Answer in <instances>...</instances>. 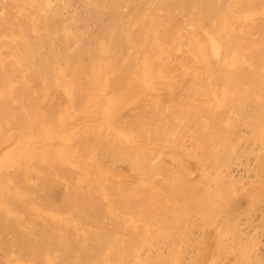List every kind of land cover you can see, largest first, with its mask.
<instances>
[{
	"label": "bare ground",
	"instance_id": "1",
	"mask_svg": "<svg viewBox=\"0 0 264 264\" xmlns=\"http://www.w3.org/2000/svg\"><path fill=\"white\" fill-rule=\"evenodd\" d=\"M142 1L82 0L83 16L77 17L85 18L78 22L87 29L82 35L77 31L82 29L77 18L63 16L70 0H0V264L157 263L159 258L155 261L148 256L150 261L146 260L151 251H146L145 244L151 239L144 238L152 228L143 224L142 216L147 213L156 220L165 205L160 199L165 195L164 186H157L158 178H165L166 192H179L178 196L195 190V183L199 185L195 178L233 182L240 164H233L229 156L226 162L220 154V146L225 145L227 154L233 146L223 137L233 126L224 123L230 121V114L225 113L235 108L231 111L234 116L247 104L252 107L251 132L264 129V0H226L229 12L225 13L218 12L223 9L220 2L226 4L224 0L219 4L218 0H170L176 8L167 0H151L149 4L153 2L158 9L168 8V14L161 12L162 19L169 16L167 20L156 22L160 26L137 13L141 5L150 8L144 3L148 1ZM75 8L72 14L77 16L80 8ZM235 8L241 15L234 18L233 27V19H228ZM178 9L188 11L187 25L176 22ZM149 11L151 15L153 11ZM106 13H111V19L106 17L110 22L103 26ZM91 15L105 20L93 23L103 27H98L101 32L95 38L96 32L90 33L94 25L90 28L87 21ZM128 15L137 19L129 21ZM167 34L173 39H163L166 41L157 51L155 46L162 43L155 45V39ZM137 36L146 45L141 52ZM100 37H107L108 43L100 42ZM126 48L141 54L132 51L125 56ZM177 50L183 56L169 67L173 59L168 61L166 56ZM112 52L125 57L113 60ZM161 54H166L162 58L168 62L161 60ZM61 57L68 60L64 68V64L58 65L59 60L65 61ZM102 61H107V69ZM114 87H118L114 92H122L112 96L114 92L109 91ZM181 88L191 89L189 96L200 101L189 103ZM55 94L59 96L51 100L49 96ZM138 111L145 120L136 117ZM202 114L206 121H201ZM190 120L196 129L188 146L182 142L186 138L182 133H191ZM122 121L132 123L131 130ZM263 142L264 138L260 144ZM218 156L224 161L217 160ZM243 170L248 177L257 178L258 191L263 194L264 151ZM257 188H253L255 192ZM59 189L63 197L60 203L57 199L58 204L55 198L61 193L54 194ZM190 193L192 202L197 200L196 192ZM127 201L129 211L125 210ZM236 225L228 226L235 227L240 237L243 228L241 223ZM130 231L133 238L127 235ZM209 234L204 248L200 247L210 263L215 257L216 232ZM198 241L195 246L202 243ZM253 241L255 252L259 241ZM171 252L166 253L167 259L176 253ZM200 254V258L192 256L193 262H201ZM177 257L169 264H179Z\"/></svg>",
	"mask_w": 264,
	"mask_h": 264
},
{
	"label": "rangeland",
	"instance_id": "2",
	"mask_svg": "<svg viewBox=\"0 0 264 264\" xmlns=\"http://www.w3.org/2000/svg\"><path fill=\"white\" fill-rule=\"evenodd\" d=\"M72 1V3H73V5H74V7H72L71 5H72V3H70V5H69V8H67V9H65L64 11H63V16H65L67 19H68V17H70V18H74V17H78L79 15H81V13H83V11L82 12H80L81 10H82V7L81 6H83V5H81L83 2H82V0L80 1V0H74V2H73V0H70V2ZM138 1H141V0H138ZM145 1H148V2H144V0L142 1V2H144V3H148V5H146L147 7H150V8H146V7H144V5H141L140 3V5L142 6V8L140 7V9H138V11H137V13H139V14H141V17L143 18V20H145V19H147V20H150L154 25H159L160 26V24H161V20H163V19H165L166 18V20H167V18L169 17V16H167V17H165V18H163L162 19V17H163V15L164 14H168V13H166L165 11L168 9V8H166L165 7V9L166 10H162V8H164V7H160L159 6V9H158V7H156V6H158V5H154V3L152 2H150V4H149V1H151V0H145ZM168 1V5L169 4H172V3H170L169 1L170 0H167ZM167 1L165 2V3H167ZM172 1V0H171ZM220 1H222V0H218V4H219V2ZM224 1H226V0H224ZM137 2V1H136ZM143 3V4H144ZM223 3V2H222ZM221 2H220V6L222 5L223 6V9H221L222 7H220V11H218V12H229V10H228V6H227V1H226V4H225V2L222 4ZM76 4V5H75ZM138 4V3H137ZM225 4V5H224ZM81 5V6H80ZM150 5V6H149ZM155 7H154V6ZM165 6L167 5V4H164ZM167 5V7H170V6H168ZM75 6H77V7H81L80 9L79 8H75ZM172 6H174L173 8H176L177 6H176V4H172ZM70 7H72L71 8V11H70ZM180 7H181V5H180ZM179 7V8H180ZM218 7H219V5H218ZM74 8H75V11L77 10V9H79V12H80V14H79V12L78 11H76V13H78V15L76 16H74V14H72L73 12H72V10H74ZM152 8H156V10L157 11H155L154 9L152 10ZM161 8V9H160ZM171 8V7H170ZM241 8V7H240ZM69 9V10H68ZM148 9V10H147ZM84 10V9H83ZM147 10V11H146ZM149 10H151V11H153V12H151V15L149 14L150 13V11ZM159 10V11H158ZM162 10V11H161ZM179 10V14H178V20L176 21L179 25H187L188 24V22H186V20H188V18L185 16V14H186V12H188L187 10H180V9H178ZM240 9L239 8H235V11H233L232 13H230V18L228 19V21L230 22L232 19H233V21H231V23L230 24H232L233 25V27H235V24H236V22H235V20H237V18L241 15V11H239ZM164 11V14L163 13H161V12H163ZM149 12V13H148ZM237 12V13H236ZM65 13V14H64ZM134 14H136V13H134ZM183 14V15H182ZM67 15H68V17H67ZM110 15V16H109ZM130 15H131V13H130ZM130 15H128V20L130 21L132 18H135V16H133V17H130ZM150 15V16H149ZM154 15H156L155 17H154ZM219 16H220V14H218ZM83 15H81V17H82ZM108 16H109V18H108ZM80 17V16H79ZM92 17H95V16H90V18H87V21L90 23H86V20H85V22L83 23V24H86L84 27H86L87 26V24H89V26H90V28H92L93 26H91V25H94V30L92 29V31H90L91 29L90 28H88L89 29V31H90V33H92V34H94L95 32V34L93 35V37L95 38V36H96V34H97V32H98V34H100L99 32H101L100 30L101 29H99L98 27H101L100 25H98V27H96V25L95 24H98V20L99 21H101V22H103V21H105L106 20V23H108V24H106L105 23V25L103 24V26H106V25H109V20L111 19V13H106V14H104V17H105V20L102 18L101 19V17H100V19H96V17L94 18L95 19V21H94V19L92 18ZM106 17L109 19V20H107L106 19ZM161 17V18H160ZM233 17V18H232ZM75 18V19H76ZM159 18H160V20H159ZM180 18H182V19H180ZM234 18H235V20H234ZM85 18H77V21H76V24L79 26V28L82 26L81 25V23H78L79 21H83ZM93 19V20H92ZM137 18H135V20H136ZM170 19V18H169ZM134 20V21H135ZM142 20V21H143ZM185 20V21H184ZM109 21V22H108ZM183 21V22H182ZM156 22H159V23H156ZM93 23H95V24H93ZM104 23V22H103ZM99 24H101L100 22H99ZM76 25V26H77ZM76 26H74V27H76ZM78 28V27H77ZM77 28H74V29H77ZM78 28V29H79ZM82 29L81 30H77L78 32H80L82 35H84V33H83V31L86 33V30L87 29H85V28H83V26L81 27ZM96 28L97 29H99L98 31H95L96 30ZM101 28H103V27H101ZM133 29H134V31H136L135 29H136V25H133ZM82 31V32H81ZM103 31V30H102ZM235 31V30H234ZM94 32V33H93ZM103 33V32H102ZM97 34V35H98ZM104 34V36H106V34H105V32L103 33ZM87 36V35H86ZM100 36V35H99ZM101 36H103L102 34H101ZM98 37V36H97ZM137 37H139L138 39H140V40H138V41H141V44H139V43H137V44H139L140 45V48L138 47V49H139V52H141V50L143 49V47L144 46H146L145 45V43H143L142 42V40L143 39H141L140 38V36H137ZM136 37V38H137ZM86 38V37H85ZM88 38H89V36H88ZM104 38H106V39H104ZM100 37L99 38V41L100 42H102V43H108V41H107V37ZM173 39V36L172 35H170V34H167V35H165L164 37H160V39H155V45L157 44L158 45V41H160L159 42V44H161L160 45V47H159V45H158V47L157 46H155L156 47V50L157 51H159L160 49H161V47L163 46V44H164V42L166 41V40H168V39ZM90 39V38H89ZM163 39H166V40H164L163 41ZM91 40V39H90ZM109 40V39H108ZM137 40H135V41H137ZM110 41V40H109ZM163 41V42H162ZM179 41V40H178ZM138 45V46H139ZM144 45V46H143ZM146 49V51H147V47H145ZM131 50V51H130ZM132 51L134 52H136V50H134V49H129V48H126L125 50H124V53L126 52L127 54L125 55L124 53H121V55L123 56V57H125V56H127V55H129V53L131 54L132 53ZM146 51H142V53L144 52L145 54H146ZM139 52H136V53H139ZM111 53V52H110ZM114 55L113 56H111V58H113L114 57V59L113 60H116V59H118V58H120V56H118V55H116V53H114V52H112ZM148 53V52H147ZM139 54H141V53H139ZM179 54V55H178ZM181 54V55H180ZM112 55V54H111ZM125 55V56H124ZM165 55L166 54H161V60H164L163 58L165 57ZM175 55V56H174ZM133 56H134V54H133ZM178 56V57H177ZM182 56H183V54H182V51H176L174 54H172L171 56H169V58H168V56H166V58L168 59V61H169V59H173L172 60V62H171V64H169V67L171 66V67H173L174 65H176L180 60H181V58H182ZM88 57H91V56H88ZM163 57V58H162ZM174 57H176V58H178V59H175ZM64 57H61L60 59H63ZM116 58V59H115ZM65 59V58H64ZM89 58H87V60H88ZM178 60V61H175V60ZM110 60H112V59H110ZM67 59H65V61L63 60V63H60V60L58 61V65L60 66V67H62L63 66V64H64V66H63V68L65 67V66H67ZM165 62H168L167 60H164ZM162 63H163V61H161ZM106 63H107V61H104V63H103V61H102V65L106 68L107 66H106ZM62 64V65H61ZM108 64V63H107ZM165 64V63H164ZM108 68V67H107ZM106 68V69H107ZM169 70V69H168ZM66 72V71H65ZM67 73V72H66ZM106 73H108L107 72V70H106ZM115 75H117L118 76V73L117 74H115ZM118 88V87H117ZM117 88H110V91L109 92H112L113 90L115 91V89H117ZM108 89H106V91H107ZM191 90V89H190ZM190 90L188 91V88H181L179 91H180V93L185 97V98H187L188 99V102L189 103H195V102H197V101H200V100H198V99H196V98H193L192 96H189V94H190ZM101 91V93H103V94H106V93H104L105 91H102V90H100ZM113 91V92H114ZM119 89L117 90V92H112L113 94H111L112 96H114L116 93V95H118V94H120L122 91H119ZM187 93V94H186ZM109 94V93H108ZM110 94H109V96H110ZM56 96H52V95H50L49 96V98L52 100H54L55 99V97L57 98V96H59V95H57V94H55ZM107 95V94H106ZM188 95V96H187ZM112 96H110V97H112ZM58 98H60V97H58ZM164 98V97H163ZM261 99L263 98V96L262 97H260ZM193 99V100H192ZM197 101H196V100ZM226 100L225 101H227V98H225ZM58 100V99H57ZM60 100V99H59ZM263 100H264V98H263ZM61 102H62V98H61ZM250 103V102H249ZM252 103L253 102H251V106H253V107H255L254 105H252ZM254 104V103H253ZM250 105H249V107H250ZM248 107V105L246 104V106H243L242 108L243 109H241V110H239V109H237L236 108V112H237V110H239V113L237 112V113H234V116H233V113L232 112H234V110H235V108H234V110H232V109H229L228 110V112L227 113H225V115L227 114L228 115V113L230 114L229 116H228V120H230V121H227V119H226V116L224 115V117H225V120L227 121V122H224V123H232L233 124V126L231 127V130L230 131H233L232 133L233 134H231V133H229L230 131L228 130L227 131V133H229V134H227L226 133V135H224V134H222L223 133V131H224V133L226 132L225 130H227V128L226 129H224L223 131H221V134H222V136L224 137V138H227V139H225V141L227 140V142L228 141H231L232 142V144H233V146L232 145H230V147L232 148V150L231 151H233V153H232V155H229L230 153H231V151H230V153L229 154H227L226 153V151H224L225 150V145H223V146H220V149L222 148L223 149V151L220 153V154H222V156H223V154L225 155V157L223 158V159H227L226 157L227 156H229V158H230V160L231 161H233L232 163L233 164H236V163H238V164H240L239 165V172H238V174H237V172H236V174L238 175L236 178H233V182H229V180L227 181V179H226V181L225 180H222V184H219V182H215L217 179H219V178H216V179H214L213 180V178H211V179H208V178H198V179H194V180H197V182H199V185H198V183H195V184H197V185H194V191L196 192L195 193V195L197 194L198 195V197H195V199H197V200H195L194 202H192V200L194 199V195L193 196H189V194L188 193H190V192H188V191H183V193H182V195H184V196H178V194H179V192H178V194L176 195V193H175V195L174 194H172L171 192H170V190H169V192L171 193H168V191L166 192V188L168 187L167 186V183L163 180V179H165V178H158L159 180V182H160V184H157V186H164L163 187V192H164V194L165 195H162V196H160L161 198L160 199H163L164 201H166L167 202V204H166V202H165V205L160 209V211L157 213V215H156V218H158V219H156L155 220V218L154 219H151V217H150V215H148L147 213L146 214H144L143 216H142V218L144 219L143 220V224H145V226L147 227L148 226V228L149 229H151L152 231H154V232H149L150 234L152 233V235L155 233V235H149V237L148 236H146V235H148V234H145V240H150V242H148V244L149 245H146L145 244V246H146V248L148 249V250H146V251H151V252H149V254L150 255H147V258H146V260L147 261H150L148 258L150 257V259L152 258V259H154L155 261H156V259L157 258H159V260H161V259H163L164 258V256H165V258H164V261L163 262H165L166 263V260L168 261L167 263L169 264V262L171 263L172 262V260H170V259H173V258H175V257H177V258H179L180 259V263H181V261H182V263L181 264H188V262L187 261H189V263L191 262L190 260H192V259H195V257H192V256H198L201 252H203L202 250H201V247L200 246H202L203 248H204V244H205V242H206V240H207V238L210 236V234L209 233H214V232H216V235H215V238L213 239L214 240V242H213V244L212 245H214V247H213V249H214V253H213V255L215 254V257H213V259H212V261L209 263V262H207V257H204L203 255H204V253H201L200 255H201V262H202V264H264V193L263 194H261V193H259V191H258V188L257 187H259V186H257V178H254L253 179V176H251V177H248L246 174H245V171L243 170L245 167H246V164L247 163H253V160H254V158H255V156L256 155H259L260 154V152H262V151H264V142H263V144H260L261 143V141L263 140V138H264V129L262 130H260L258 133H252L251 132V129H253V125L252 126H250V124H252V123H250L251 121H253L252 119H251V114H250V112L252 111V107H250V108H247ZM146 108H144V110H145ZM147 109H150V107L148 106V108ZM248 109H249V111H248ZM140 111L142 112L143 110H141L140 109ZM140 111H138L137 112V114H135V115H137L136 117L138 118H141V119H144L145 117H141L142 116V113L141 114H139L140 113ZM149 111V110H148ZM232 111V112H231ZM254 111V110H253ZM240 112H243L244 114H241ZM151 113V112H150ZM150 113H148V115L150 114ZM252 113V112H251ZM144 114V113H143ZM145 114H147V113H145ZM236 114V115H235ZM238 114V115H237ZM249 114H250V116H249ZM203 115V114H202ZM241 115V116H240ZM146 116V115H145ZM203 116H205V115H203ZM149 118V116H146V121H148V118ZM203 118V117H202ZM251 119V120H250ZM262 119H264V118H262ZM145 120V119H144ZM79 121H80V123L82 122V123H84V124H86V122L83 120V119H79ZM191 121V123L189 124V126H190V129L189 130H191V133L189 132V133H187L186 131H184L183 133H182V135L184 136V137H186L185 139L183 138V136H181L182 137V139H184V141H182V142H186L185 143V145H188V146H190L189 144H190V141H189V139H190V137L189 136H191V134H195V130H194V128L196 129V126H195V122L193 121L192 122V120H190ZM202 122L203 121H206V116L203 118V120H201ZM264 121V120H263ZM124 122V123H123ZM197 122H199V121H197ZM122 123H123V127L124 128H128L129 130H131V128H132V126H133V124L132 123H129V122H126L125 123V121H122ZM128 123V124H127ZM192 123L194 124V125H192ZM201 123V122H200ZM247 123V124H246ZM250 123V124H249ZM131 124V125H130ZM232 124H229V125H232ZM188 125V124H187ZM196 125H198L199 126V124H196ZM225 125V124H224ZM227 125V124H226ZM245 125H247L248 127H246ZM81 126H82V124H81ZM195 126V127H194ZM228 126V125H227ZM234 127V128H233ZM233 128V129H232ZM251 128V129H250ZM263 128H264V125H263ZM230 129V128H229ZM185 132H186V134L187 135H185ZM190 134V135H189ZM231 136V137H230ZM241 136H243V140H242V138H240ZM244 136H245V138H244ZM229 137L231 138L230 140H228L229 139ZM237 138H238V140H237ZM240 138V139H239ZM181 139V140H182ZM224 141V142H225ZM241 141V142H240ZM239 142H240V145H239ZM229 143V142H228ZM231 144V143H230ZM229 145V144H228ZM238 145H239V147H238ZM262 145V146H261ZM228 147V146H227ZM261 147V148H260ZM261 150V151H260ZM202 152V151H201ZM200 152V153H201ZM219 154V155H220ZM201 156H202V154H201ZM222 156H218L219 158H217V160L218 159H220V162H221V157ZM222 159V161H224ZM226 162H227V160H226ZM202 179V180H201ZM219 181V180H218ZM228 182H229V184H228ZM250 183V184H249ZM162 184V185H161ZM224 184H226V185H224ZM228 185V186H227ZM166 186V187H165ZM197 187H198V189H197ZM229 187H231V188H229ZM162 188V187H161ZM206 188H208V190L210 191H208ZM253 188H257L256 189V192H255V189H252ZM204 189H206L205 191H204ZM62 189H59V191H55V194L54 195H56L57 193H61L62 191H61ZM191 191V193L192 194H194V191H192V190H190ZM251 191V192H250ZM252 191H253V193H252ZM188 192V193H187ZM168 193V194H167ZM174 193V192H173ZM190 193V194H191ZM63 193H61V194H57L56 196H57V198H55L54 197V195H53V197L56 199V202H57V199H59V203L61 202V199L60 198H62L63 197V195H62ZM259 194H261V195H259ZM58 195L59 196H61V197H58ZM181 195V194H180ZM257 196H259V197H257ZM185 197V198H184ZM191 197H192V200H191ZM183 200H182V199ZM261 198V199H260ZM55 199H53V201H55ZM179 199V200H178ZM180 199L183 201V203H181L182 201H180ZM260 199V200H259ZM132 200V198L129 200V201H131ZM135 200V199H134ZM185 200H186V205H184L185 204ZM129 201H127L128 203H126V207L127 208H125V210H127V211H129L128 210V206L130 207V203H129ZM154 201H157V200H154ZM179 201V202H178ZM260 201V202H259ZM263 201V202H262ZM58 203V202H57ZM58 203V204H59ZM258 203H261V204H258ZM189 204V205H188ZM197 204H199V205H197ZM200 204L202 205V207L204 208H207V209H203L202 207V209L203 210H198V209H201V208H199V206H200ZM190 205H192V207H195L193 210H192V207L190 206ZM134 206V205H133ZM174 206V207H173ZM189 206H190V208H189ZM167 207V208H166ZM176 207V208H175ZM186 207V208H185ZM132 208H134V207H132ZM181 208L182 209H185L184 211L183 210H181ZM166 209H168L167 211H165ZM178 209V210H177ZM163 210V211H162ZM177 210V211H176ZM162 211V212H161ZM168 211H169V213H168ZM161 212V213H160ZM166 212V213H165ZM187 212H188V214H187ZM241 217V218H240ZM235 219V220H234ZM153 220V221H152ZM158 220V222L157 223H159V224H156V225H154L155 224V222ZM193 220V221H192ZM234 221V223L235 224H239L240 225V223H241V226H239V227H242L240 230L243 232H241V234H239V235H241L240 237L238 236V234H237V231L235 230V227H233L232 226V228H230L231 226H228V225H234L235 226V224L234 223H232L233 221ZM238 220V221H237ZM155 221V222H154ZM230 221V222H229ZM151 222H153L154 224H152ZM246 222V223H245ZM209 223V224H208ZM242 223H244V224H242ZM152 224V225H151ZM88 225H91V224H88ZM150 225V226H149ZM157 225H159L160 226V229H155L156 227L155 226H157ZM170 225H172V226H170ZM202 225H204V227L202 226ZM211 225V226H210ZM236 225V226H237ZM158 226V227H159ZM174 226V227H173ZM186 226H187V229H186ZM210 226V227H209ZM162 227V228H161ZM216 227V228H215ZM230 229H233V232H231L232 230H230ZM239 227H238V229H239ZM161 229H163V230H161ZM161 230V231H160ZM185 230V231H184ZM131 233H132V231H130ZM130 232H128V234L127 235H129V236H131V238H133V236H135L134 235V233H132V235H131V233ZM161 232H163V233H161ZM170 232H171V234H170ZM158 233V234H157ZM166 233H168V235L167 236H165L166 235ZM173 233V234H172ZM258 233V234H257ZM260 233V234H259ZM170 234V235H169ZM209 234V235H208ZM253 235H256L255 237L253 236ZM128 236V237H129ZM232 236H234V237H232ZM181 237V238H180ZM183 237L185 238V239H183ZM187 237V238H186ZM250 237H253V239H255V240H257L258 239V243H257V245H258V250H259V252H258V250H256L255 252H254V250H253V244H250V243H255L254 241H253V239L252 238H250ZM147 238V239H146ZM234 239V241H232V239ZM249 239V240H247V239ZM177 239V240H176ZM181 239H183V240H181ZM197 239L199 240L198 241V243H201L200 245H196L195 246V243L197 242ZM252 240V242H250L251 240ZM147 240V241H148ZM175 240V241H174ZM187 242H186V241ZM146 241V242H147ZM183 241V242H182ZM188 243V244H187ZM178 244V245H177ZM152 245V246H151ZM152 248H150V247ZM169 246V247H168ZM177 248H175V247ZM178 246V247H177ZM250 246H252V247H250ZM200 247V248H199ZM218 247V248H217ZM248 247H250V248H248ZM145 248V249H146ZM163 249V251H160V252H157L159 249L160 250H162ZM167 248L168 249H172L171 251H169V250H167ZM202 248V249H203ZM151 249V250H150ZM154 249H155V251H154ZM165 249V250H164ZM178 249H180L179 251H177ZM157 250V251H156ZM192 250H194V251H192ZM201 250V251H200ZM174 251L176 252H178V254H177V252L174 254V255H172L173 253H174ZM148 252H147V254H148ZM155 252H157V253H159L160 254V256H159V254H157V253H155ZM168 252H171V255H172V257H169L168 259H167V257H166V253H168ZM180 252V253H179ZM152 253V254H151ZM164 253V254H163ZM183 253V254H182ZM185 253H187V254H185ZM192 253V254H191ZM196 253V254H195ZM198 253V254H197ZM157 254V255H156ZM188 254H190V255H188ZM155 255H156V257H155ZM164 255V256H163ZM187 255V256H186ZM149 256V257H148ZM153 256V257H152ZM168 256V255H167ZM189 256V257H188ZM192 258H191V257ZM155 257V258H154ZM160 257H162L161 259H160ZM182 257V258H181ZM198 258H200L199 256H198ZM183 259V260H182ZM186 259V260H185ZM188 259V260H187ZM190 259V260H189ZM204 261H203V260ZM153 260V261H154ZM158 260V259H157ZM156 261L157 263H155V264H158V262H159V264H160V262L162 261ZM152 261V260H151ZM196 261H198L197 263L198 264H201V262L199 263V259L197 260L196 259ZM196 261H194L193 262V260H192V262H191V264H195V262ZM163 262H161V263H163ZM204 262V263H203ZM216 262V263H215ZM151 263V262H150ZM164 263V264H165ZM166 263V264H167ZM179 263V264H180ZM152 264V263H151ZM154 264V263H153Z\"/></svg>",
	"mask_w": 264,
	"mask_h": 264
}]
</instances>
